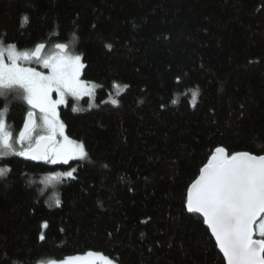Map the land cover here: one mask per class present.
Segmentation results:
<instances>
[{"label":"trees","instance_id":"16d2710c","mask_svg":"<svg viewBox=\"0 0 264 264\" xmlns=\"http://www.w3.org/2000/svg\"><path fill=\"white\" fill-rule=\"evenodd\" d=\"M0 40L67 44L82 56L81 79L102 85L98 101L113 83L130 86L118 105L59 107L87 160L1 159L11 170L0 176V264L88 251L116 264H225L186 190L217 146L262 154L264 0H0ZM4 107L19 133L29 106L10 92ZM59 169L75 178L43 188ZM52 190L60 206L47 203Z\"/></svg>","mask_w":264,"mask_h":264},{"label":"snow or ice","instance_id":"6c2138e0","mask_svg":"<svg viewBox=\"0 0 264 264\" xmlns=\"http://www.w3.org/2000/svg\"><path fill=\"white\" fill-rule=\"evenodd\" d=\"M27 19L26 16L22 18L25 22ZM105 47L111 49L112 45ZM44 49L45 44L37 43L31 50L19 51L16 44L5 46L0 40V96L16 92L29 106L23 126L15 137L4 119L7 108L0 110V157L15 155L51 164L87 160L85 144L65 135L57 106L66 103V96L95 99V91L102 85L81 79V70L85 67L82 56L72 54L67 44L56 43L48 55L43 54ZM33 60L47 69V73L26 66ZM176 81L179 83L180 77ZM112 87L119 95L130 86L113 83ZM53 92L56 99L52 98ZM198 94V87L191 90L193 104ZM108 101L112 105L119 104L111 94ZM171 103L176 104L177 100ZM36 110L40 123H37ZM73 111L82 109L73 107ZM260 151L262 154L229 153L225 147L217 146L199 168V175L187 186L185 207L189 213L203 217L226 264H264V148ZM10 170L0 167V176ZM76 171L51 172L45 181L51 183L61 177L74 179ZM53 198L55 205L60 206L59 196L54 194ZM47 226L45 221L42 227ZM39 238L44 240L45 236L41 234ZM97 261L114 264L109 257L93 251L59 260L49 259L47 264H97Z\"/></svg>","mask_w":264,"mask_h":264},{"label":"rangeland","instance_id":"374dc122","mask_svg":"<svg viewBox=\"0 0 264 264\" xmlns=\"http://www.w3.org/2000/svg\"><path fill=\"white\" fill-rule=\"evenodd\" d=\"M7 44H9V43H6V44H4L5 46L7 45ZM54 45L55 44H52V45H50V46H48L46 49H44L43 50V54L44 55H48V54H50L52 51H53V49H54ZM19 51H24L25 49H23V50H21V49H18ZM70 51V50H69ZM71 52V51H70ZM72 53V52H71ZM72 54H74V53H72ZM26 66H30V67H34V68H36L38 71H43V72H45V73H47V69H45V68H43L42 67V65L41 64H39V63H37L36 61H31V62H29V63H27L26 64ZM92 83H95V82H92ZM95 84H97V83H95ZM116 84H119V83H116ZM98 85V84H97ZM120 86H123L124 84H119ZM98 88V87H97ZM193 89H196V88H192L191 90H193ZM97 90V89H96ZM190 93V102L192 101V97H191V91L189 92ZM112 96H114L117 100H118V98H119V95L121 94H119V95H117L116 94V91H115V89L113 88V90H112V92L110 93ZM109 94V95H110ZM108 95V96H109ZM108 96H106L105 98H103L102 100H100V101H98L97 100V98H96V91H95V99H93V98H90V97H88V96H83V97H80L79 99H77V98H75V97H72V96H66V101H67V99H69V98H72V99H74V100H76L77 102H79V101H81L83 98H87V102H86V108H92V107H95V106H97L101 101H105L106 103H110V101H108ZM52 98L53 99H56L57 97H56V94H55V92H53L52 93ZM119 101V100H118ZM197 101V100H196ZM66 104V103H65ZM65 104H62V105H65ZM89 104H92V107H89ZM191 104L193 105V103L191 102ZM61 105H58L57 106V113H58V116H59V107H60ZM6 107H4V108H2L1 110H4ZM37 111V123H40V121H39V119H38V116H39V114H38V110H36ZM4 119H5V122H6V125L8 126V129L10 130V131H12L13 132V135H14V137L15 136H18V132L17 133H15L14 132V130H12V128L9 126V124H8V122H7V111H6V113H5V117H4ZM60 119V118H59ZM17 147H19L18 145H17ZM10 156H12V155H10ZM5 157H9V156H5ZM5 157H0V162H1V159L2 158H5ZM48 163V162H47ZM49 164H51V163H49ZM51 165H67V164H64L63 162H58L57 164H51ZM0 167H8V166H6V165H1L0 164ZM9 168V167H8ZM64 171H69V170H57V171H55V172H64ZM48 174H45V175H43V176H41V178H40V180H41V182H42V186H43V188H46V187H48V186H52V185H55V184H57V183H61L62 182V180L63 179H65L64 177H61V179L60 180H57V181H53V182H51V183H47L46 181H45V177L47 176ZM54 190H52V192H51V194H50V196L48 197V200H47V203L49 204V205H51V206H56L55 205V203H54V194L55 195H58V193H57V191H54ZM59 196V195H58ZM93 252H95V251H93ZM82 255V254H81ZM39 264H47V262H43V263H39ZM97 264H101V262H99V261H97ZM114 264H116L115 262H114Z\"/></svg>","mask_w":264,"mask_h":264},{"label":"water","instance_id":"95a60500","mask_svg":"<svg viewBox=\"0 0 264 264\" xmlns=\"http://www.w3.org/2000/svg\"><path fill=\"white\" fill-rule=\"evenodd\" d=\"M25 119V118H24ZM23 123H24V121H23ZM22 126H23V124H22ZM22 128V127H21ZM24 159H27V160H30V159H28V158H26V157H23ZM32 161V160H31ZM35 162H42V161H35ZM199 175V174H198ZM194 214H198V213H194ZM199 216H201L200 214H198ZM202 217V216H201ZM202 219H203V217H202ZM205 225V224H204ZM206 226V228H207V225H205ZM208 229V228H207ZM208 231H209V233H210V235H211V232H210V230L208 229ZM212 236V235H211ZM213 239H214V241H215V238L214 237H212ZM217 249L219 250V248L217 247ZM219 252H220V250H219ZM221 253V252H220ZM221 255H222V257H223V253H221ZM224 259V258H223ZM225 261V260H224ZM225 264H226V261H225Z\"/></svg>","mask_w":264,"mask_h":264}]
</instances>
